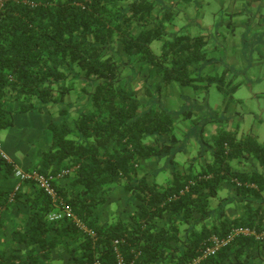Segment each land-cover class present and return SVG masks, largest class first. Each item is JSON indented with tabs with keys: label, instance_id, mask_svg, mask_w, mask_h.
I'll return each mask as SVG.
<instances>
[{
	"label": "trees",
	"instance_id": "trees-1",
	"mask_svg": "<svg viewBox=\"0 0 264 264\" xmlns=\"http://www.w3.org/2000/svg\"><path fill=\"white\" fill-rule=\"evenodd\" d=\"M252 4L264 23V0ZM171 8L161 0H0V133L11 130L16 117L42 120L48 147L25 171L56 176L67 170L53 186L71 212L49 222L56 210L51 200L34 182L20 183L0 158V214L19 203L30 210L29 225L12 233L23 248L0 255V264H42L53 252H65L67 264H189L211 236L234 227L223 221L199 233L185 229L179 237L192 211L200 220L210 216L208 198L222 181L238 195L258 197L251 185L262 189L264 178L229 164L243 152L264 159V145L251 135L240 142L224 138L213 163L197 174L174 170L175 116L162 104V89L170 83L197 89L201 76L191 67L209 61V35L178 33L164 40ZM154 42L161 44L159 53L151 49ZM71 94L77 102L66 99ZM180 114L191 118L186 110ZM149 159H166L172 168L166 186L138 176L140 163ZM118 187L129 194L128 205L104 218L99 212ZM25 190L33 200L23 199ZM129 203H137L130 213ZM235 226L263 233L264 212ZM238 242L264 250V236L238 237L198 264H218Z\"/></svg>",
	"mask_w": 264,
	"mask_h": 264
},
{
	"label": "crops",
	"instance_id": "crops-1",
	"mask_svg": "<svg viewBox=\"0 0 264 264\" xmlns=\"http://www.w3.org/2000/svg\"><path fill=\"white\" fill-rule=\"evenodd\" d=\"M161 1L169 8L172 7V20L165 24L164 40L171 41L178 33L191 36L207 33L209 35L208 53H212L213 50L222 51V55H219L217 59L208 57V62L191 67L195 74L200 73L201 76L200 82L196 84L197 89L180 87L175 83H170L166 85L165 89H162V104L175 116L173 133L178 139V152L174 156V170L187 175L189 173L197 174L207 169V166L213 163L214 153L224 138L240 142L246 136L251 135L257 145H264V142L260 141L253 132H241L239 127L232 128L229 118L224 114L223 107L219 111H215L207 103L211 89L221 93L226 100L228 96L232 98L240 86L239 83L233 86L231 84L232 79L238 77L242 71L241 63L235 62L230 57L229 51H225L236 47L237 51L242 52L243 50L249 55H255L254 60L264 59V32L258 30V27H251L258 19L261 20L260 13L256 9L257 5L252 4L249 8V0ZM216 2H219V6H216ZM207 8L211 9L210 16H206ZM205 18L212 19L206 20ZM229 27L230 30H228ZM250 27L251 29H249ZM158 45V51L151 47L154 53H159L161 44ZM182 110L191 113L190 120L180 114ZM16 121L11 130L0 133V142L4 145L5 153L8 156L14 158L15 155H19L20 160H17L15 164L20 169L26 170L39 162L42 150L48 147L45 143L47 140L42 136L43 122L38 116H20L16 117ZM3 137H6L7 140L13 138L17 143L16 147L11 146L12 148H10L4 144ZM26 138L28 143L23 142ZM189 151H194V154H187ZM178 154L180 157H177ZM243 154L240 153L237 158L229 162L232 169L245 174L254 171L264 178V159L253 153L251 155L245 153L246 157ZM163 160L166 164V159ZM160 164L161 161L156 159L141 162L138 176H146L148 181L166 186L172 180V168ZM6 185L13 184L7 182ZM251 187L259 192L258 197L254 198L248 194H245V197L238 195L230 181H222L214 196L208 198L210 216L205 220H200V214L192 211L189 224L180 226L179 237L184 236L185 229L191 228L195 233H199L204 229L211 230L213 227L215 229L223 221L234 222L232 224L234 227L230 229L237 228L235 224L252 219L255 212H264V182H262V189L254 184ZM29 191H24L23 199L32 197V193ZM129 198V194L118 187L113 195L107 197V207L99 213L108 219L118 213L121 214L127 207ZM31 200L33 199L31 198ZM134 205L137 203H129L130 211L128 213L135 210ZM18 207L17 204L9 205L0 214V255L8 256L17 249L23 248V245L14 241L12 233L19 227L22 229L29 225L30 210L29 207H25L21 203ZM158 225L160 227L162 223H158ZM41 261L42 264H67L68 256L65 252H53L49 259ZM217 263L263 264L264 250L258 249L255 245L238 242Z\"/></svg>",
	"mask_w": 264,
	"mask_h": 264
},
{
	"label": "rangeland",
	"instance_id": "rangeland-1",
	"mask_svg": "<svg viewBox=\"0 0 264 264\" xmlns=\"http://www.w3.org/2000/svg\"><path fill=\"white\" fill-rule=\"evenodd\" d=\"M215 4L216 6H219V2H216ZM205 13L206 16H210L211 9L207 8L205 10ZM205 19L211 20L212 18ZM263 24V19L261 18V20L258 19L256 22H254L252 24V27L259 28L258 25H260L261 28L264 29ZM228 30H230V27ZM158 44L160 43L154 42L151 47L154 50L158 51ZM228 51L230 57L233 58L235 62L241 63L242 70L238 77L232 79L231 86L236 85L237 83H239L240 86L233 95V97L230 98L228 96L226 100H224L223 95L221 93L217 92L214 89H211L207 103L210 107L212 106V109L215 111H219V109L223 107L224 114H226V116L229 118L232 128L239 127V130L241 132L251 131L255 136L258 137L260 141L264 142V59L254 60L255 55H249L243 50L242 52L237 51L236 47L230 48L225 52ZM206 53L207 58L209 57L214 59H217L219 55H222L221 50H213L212 53H208V50H206ZM237 53H239L240 55H238ZM141 71L139 75L141 77H145V73ZM135 82L138 84V80L135 79ZM78 97L79 96L76 94H71V96L67 97L66 99H70L73 102H77ZM2 141L10 148L16 147L17 145V143L14 142L13 138L7 140L6 137H3ZM23 142L28 143L27 138ZM187 154H194V151H189L187 152ZM9 157L11 158V156ZM177 157H180V154H178ZM14 158L16 159V161L20 160L19 155H15ZM160 165H165V161L163 159H161Z\"/></svg>",
	"mask_w": 264,
	"mask_h": 264
},
{
	"label": "built area",
	"instance_id": "built-area-1",
	"mask_svg": "<svg viewBox=\"0 0 264 264\" xmlns=\"http://www.w3.org/2000/svg\"><path fill=\"white\" fill-rule=\"evenodd\" d=\"M0 158L6 163L12 165L14 176L19 180L20 183L26 181L34 182L39 187V189H41L44 192V194L51 200L56 210L48 214L47 220L49 222L53 223L62 220V218L64 217H71L70 210L63 206L53 186V182L56 179L61 178L68 173L67 170L61 171L56 176L43 175L35 170H31V171L22 170L19 167H17L16 164L13 162V160L3 151L1 144H0ZM17 189L18 186L14 188V191H16ZM263 236H264V232L259 234L256 233L254 230H250L248 228H243V227L231 229L223 237L211 236L205 242V247L202 249L200 255L189 264H198L202 260L214 256L220 249L225 248L238 237H246V238L252 237L255 238L256 240H261ZM116 243L117 242H115V244ZM93 264H99V263L94 262ZM117 264H122L120 259H118Z\"/></svg>",
	"mask_w": 264,
	"mask_h": 264
}]
</instances>
